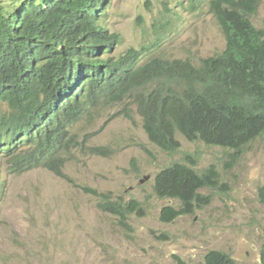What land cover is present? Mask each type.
<instances>
[{
  "label": "trees",
  "instance_id": "1",
  "mask_svg": "<svg viewBox=\"0 0 264 264\" xmlns=\"http://www.w3.org/2000/svg\"><path fill=\"white\" fill-rule=\"evenodd\" d=\"M111 0H0V160L24 171L42 166L72 185L63 170L74 149L107 155V146L79 142L72 128L93 122L95 110L121 105L110 118L131 119L133 107L149 141L174 153L176 132L190 141L229 148L232 158L264 136V29L252 17L258 0H186L187 10L206 6L217 20L225 45L197 61L161 53L169 40L164 11L151 25L152 39L115 54L120 34L106 26ZM233 160V159H232ZM186 162V163H185ZM186 154L153 178L160 198L179 201L161 208L170 222L210 202L202 188L218 184L210 166L195 168ZM98 196V207L129 227L130 214H142L134 198L80 186ZM264 203V183L258 188ZM175 257V256H174ZM178 264H185L175 257ZM264 264V241L261 257ZM201 264H235L225 252L209 250Z\"/></svg>",
  "mask_w": 264,
  "mask_h": 264
},
{
  "label": "rangeland",
  "instance_id": "2",
  "mask_svg": "<svg viewBox=\"0 0 264 264\" xmlns=\"http://www.w3.org/2000/svg\"><path fill=\"white\" fill-rule=\"evenodd\" d=\"M164 7L170 23L162 54L196 60L224 48V35L206 6L190 12L186 0H111L105 26L122 38L115 52L151 41V25ZM252 21L264 29V0H258ZM120 108L97 109L93 122L77 124L85 145L110 148L107 155L72 151L64 171L77 185L43 167L0 174V264H178L175 257L201 264L211 249L235 264H263L264 204L257 190L264 183V136L237 159L227 148L190 142L178 133L180 149L165 153L148 140L135 107L131 119L110 118ZM187 153L197 155L199 171L212 166L218 184L200 190L210 197L204 207L163 222L161 208L178 207L179 201L158 197L153 177ZM82 185L114 200L134 198L142 214H130L129 227L120 226Z\"/></svg>",
  "mask_w": 264,
  "mask_h": 264
},
{
  "label": "clouds",
  "instance_id": "3",
  "mask_svg": "<svg viewBox=\"0 0 264 264\" xmlns=\"http://www.w3.org/2000/svg\"><path fill=\"white\" fill-rule=\"evenodd\" d=\"M214 17V16H213ZM215 18V17H214ZM217 21V20H216ZM223 33V32H222ZM224 39H225V37H224ZM121 44V43H120ZM119 44V45H120ZM118 46V45H117ZM116 46V47H117ZM116 47H115V49H116ZM115 49H114V52H115ZM124 51V50H123ZM122 51V52H123ZM121 53V52H120ZM115 54H119V53H116L115 52ZM176 58H182V57H176ZM186 58V57H185ZM191 59V58H190ZM192 60V59H191ZM193 61H197V59L196 60H193ZM80 121H82V120H80ZM79 121V122H80ZM78 122V123H79ZM78 123H76L75 125H74V127L72 128V131H75V132H77V134H78V131H77V129H76V126H77V124ZM177 133L178 134H180L179 132H176V138H177ZM181 136H183L182 134H180ZM77 137H78V135H77ZM184 137V136H183ZM185 138V137H184ZM186 139V138H185ZM78 140H79V138H78ZM149 140V139H148ZM188 140V139H187ZM179 141V140H178ZM188 141H190V140H188ZM79 142L81 143V141L79 140ZM190 142H201V141H190ZM179 143H180V141H179ZM201 143H203V142H201ZM204 144V143H203ZM98 146H104V145H98ZM211 146H214V145H211ZM247 146V145H246ZM245 146V147H246ZM219 147V146H218ZM244 147V148H245ZM220 148H223V147H220ZM243 148V149H244ZM78 149H80V147L78 148ZM110 149V148H109ZM179 149H180V147H179ZM227 149H229V148H227ZM229 150H231V149H229ZM243 151V150H242ZM72 152V151H71ZM164 152V151H163ZM231 152V154L233 153V151L231 150L230 151ZM110 153V152H109ZM165 153H167V152H165ZM188 154H190V153H188ZM241 154H242V152H241ZM240 154V155H241ZM192 155H194V156H197L196 154H192ZM64 157H65V159H64V166H65V162H66V160H67V158H68V156H67V154L66 155H64ZM231 157H233V156H231ZM240 156H238L237 158H239ZM236 158V159H237ZM174 162H176V161H174ZM179 162V161H178ZM186 163V162H185ZM172 164V163H171ZM170 165V164H169ZM196 165H197V163H196ZM168 166V165H167ZM36 167H42V166H36ZM212 167V166H211ZM33 168H35V167H33ZM33 168H30V169H27V170H24V171H20V172H17V170H15V169H13L10 165H9V162H8V160H5V159H1L0 160V174L2 173V172H7V173H21V172H25V171H28V170H31V169H33ZM43 168H45V167H43ZM195 168H196V166H195ZM213 168V167H212ZM45 169H47V168H45ZM197 169V168H196ZM214 169V168H213ZM48 170V169H47ZM63 170H64V167H63ZM50 171V170H49ZM214 171H215V169H214ZM65 172V171H64ZM53 173V172H52ZM66 173V172H65ZM54 174V173H53ZM66 174H68V173H66ZM55 175V174H54ZM69 175V174H68ZM56 176V175H55ZM70 176V175H69ZM58 177V176H57ZM71 177V176H70ZM59 178V177H58ZM144 178H147V176H144ZM154 178V177H153ZM60 179H62V178H60ZM63 181H66L65 179H62ZM67 182V181H66ZM262 186V185H261ZM260 187V186H259ZM258 187V188H259ZM209 188H212V187H209ZM258 191V190H257ZM2 194H3V188H2V186H1V182H0V198H1V196H2ZM112 198V197H111ZM112 200H114V199H112ZM264 204V203H263ZM111 214V213H110ZM114 216V215H113ZM116 219H117V217L116 216H114ZM264 241V240H263ZM263 243V242H262ZM211 250H215V249H211ZM209 251V250H208ZM207 251V252H208ZM220 251V250H219ZM206 252V253H207ZM223 252V251H222ZM205 253V254H206ZM227 254V253H226ZM231 257V256H230ZM260 257H261V248H260ZM232 258V257H231ZM233 259V258H232ZM234 261V260H233Z\"/></svg>",
  "mask_w": 264,
  "mask_h": 264
}]
</instances>
